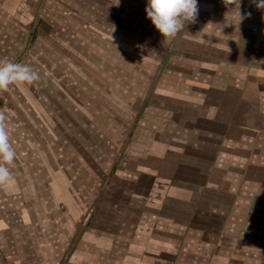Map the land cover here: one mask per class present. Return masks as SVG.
<instances>
[{
  "label": "crops",
  "instance_id": "obj_1",
  "mask_svg": "<svg viewBox=\"0 0 264 264\" xmlns=\"http://www.w3.org/2000/svg\"><path fill=\"white\" fill-rule=\"evenodd\" d=\"M34 1L0 0V61L23 63L14 48L25 29L8 16L30 22ZM197 8L128 99L123 153L73 242L55 223L47 243L46 199L32 202L27 188L26 139L10 142L15 159L0 164L17 173L0 190L17 203L0 205V264H264V8L239 0L240 21L232 0ZM0 106L7 127L16 109ZM64 191L56 203L74 229L80 205Z\"/></svg>",
  "mask_w": 264,
  "mask_h": 264
},
{
  "label": "rangeland",
  "instance_id": "obj_2",
  "mask_svg": "<svg viewBox=\"0 0 264 264\" xmlns=\"http://www.w3.org/2000/svg\"><path fill=\"white\" fill-rule=\"evenodd\" d=\"M34 2L30 22L8 18L26 33L23 42L15 41V56L40 78L31 85L10 82L0 97L8 115L19 108L7 121V131L14 132L8 134L9 143L26 139L27 188L32 202L37 196L46 199V241L56 223L69 244L99 213L104 183L126 144L130 126L125 122L135 117L133 110L124 111L126 103L150 82V70L167 53L166 38L147 18L146 0ZM66 188L80 205L74 229L56 203ZM13 196L0 190L2 209L14 210Z\"/></svg>",
  "mask_w": 264,
  "mask_h": 264
},
{
  "label": "clouds",
  "instance_id": "obj_3",
  "mask_svg": "<svg viewBox=\"0 0 264 264\" xmlns=\"http://www.w3.org/2000/svg\"><path fill=\"white\" fill-rule=\"evenodd\" d=\"M232 2L236 5L240 21L243 17L238 9L239 0H232ZM253 2L256 7L264 8V0H253ZM144 10L147 18L162 37H174L186 23L195 22L198 14L197 0H146ZM39 78V73L29 65L0 61V89L7 88L13 81L31 85ZM2 121L3 117L0 116V159L11 163L16 153L9 144L8 131ZM9 176L8 167L0 164V182L6 181Z\"/></svg>",
  "mask_w": 264,
  "mask_h": 264
}]
</instances>
